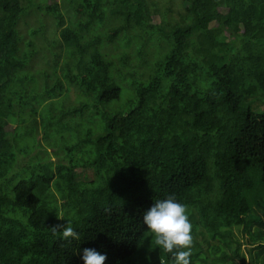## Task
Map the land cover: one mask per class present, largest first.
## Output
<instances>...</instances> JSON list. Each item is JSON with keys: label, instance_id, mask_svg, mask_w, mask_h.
Instances as JSON below:
<instances>
[{"label": "trees", "instance_id": "trees-1", "mask_svg": "<svg viewBox=\"0 0 264 264\" xmlns=\"http://www.w3.org/2000/svg\"><path fill=\"white\" fill-rule=\"evenodd\" d=\"M65 7L80 19L69 22ZM174 7L0 0V264H84V248L106 254L105 264H173L143 223L169 194L186 205L193 226L191 264H264V0ZM34 9L57 18L63 52H80L78 73L64 77L88 99L70 109L84 129L80 139L54 149L57 160L52 145L42 161L27 164V150L13 143L26 122L23 72L37 47L21 25L29 26ZM98 24L104 30L92 44L118 43L122 53L135 32L149 36L136 50L141 57L151 41L152 63L133 64L129 51L113 59L89 52L87 36ZM124 86L126 108L95 121L93 108L119 100ZM36 116L25 130L31 136ZM69 221L79 240L52 234L50 227Z\"/></svg>", "mask_w": 264, "mask_h": 264}, {"label": "rangeland", "instance_id": "rangeland-1", "mask_svg": "<svg viewBox=\"0 0 264 264\" xmlns=\"http://www.w3.org/2000/svg\"><path fill=\"white\" fill-rule=\"evenodd\" d=\"M54 0H46L47 3H52ZM161 8L166 9L167 4L171 5L175 3L176 9L180 6V0H155ZM173 1V3H172ZM161 8H159L161 10ZM64 16L69 20V22H77L80 17L74 9L65 7L61 9ZM174 17L178 18L177 12H175ZM29 26L21 25L22 31L28 36V39H33L36 43L35 56L28 62L27 67L23 72V76L27 78L26 84H24L23 90H25L23 110H20L19 116L21 119L26 120V122L21 121L19 131H21V138L16 143H13L15 150L18 151V147L26 149L27 155H22L25 159V163L33 164V162L42 161L43 157H46V151L53 145L55 147L50 148L52 159L57 160V157L52 153L54 149L65 148L70 144L78 141L80 137L84 134V129L77 126L78 118L74 117L70 113V109L80 105L83 101H87L86 95L78 89L76 85L70 82L64 74L66 71L72 69V75L78 73L79 68L76 66L79 64L80 52L70 51L66 47V51L62 47H58L59 44L66 46L65 42L62 41L60 28L57 25V18L52 14H45L42 9H34L30 12L28 16ZM107 26H112L113 23H106ZM100 25V26H99ZM104 25L98 24V26L93 29L90 28L87 41L91 43L90 51L94 49H100L106 57L113 59V57L120 58L130 52L131 56L135 57L133 64H135L136 58L138 60H144L145 67L147 68L150 61L153 59L150 52L153 51V44L148 41L149 44L146 45L147 50L145 53L139 57L137 55L136 44L142 43L144 39L148 38L145 34L136 33L132 37V41L127 45L130 46L126 49V53L119 51L118 43H100L95 46L92 44L96 40V36L101 34L104 30ZM59 29V31H58ZM35 32V33H34ZM127 35V34H126ZM128 37V35H127ZM144 44V43H143ZM87 45V44H86ZM145 45V44H144ZM95 46V47H94ZM125 50V48H122ZM63 52V54H62ZM154 55V54H153ZM68 64L70 68L68 69ZM143 68L142 65L139 66V70ZM143 72V71H142ZM64 78V79H63ZM63 79L64 89L60 91L58 89V80ZM123 84V83H122ZM18 87H16L17 89ZM60 94V95H58ZM52 99L49 101L47 97ZM131 97L130 91L124 86L121 98L110 102L108 105H99V108L94 107L93 111L95 114V121L100 123L103 119L102 113H111L112 111H121L126 108L127 101ZM264 104L262 105V108ZM37 114L36 126L37 131L35 134H26V128H31L33 122V115ZM81 116V115H80ZM53 122V124H51ZM68 124L65 127V124ZM97 126V125H96ZM71 127L73 129L71 131ZM40 132V134H38ZM17 157L19 153H16ZM26 156V157H25ZM88 179L93 178V172H87ZM241 240H244L243 234H240ZM244 251L246 250L243 246Z\"/></svg>", "mask_w": 264, "mask_h": 264}, {"label": "clouds", "instance_id": "clouds-1", "mask_svg": "<svg viewBox=\"0 0 264 264\" xmlns=\"http://www.w3.org/2000/svg\"><path fill=\"white\" fill-rule=\"evenodd\" d=\"M57 218L64 219L62 215H57ZM143 223L153 234L155 244L164 252L172 254L173 264H191L193 226L186 205L179 203L174 194H169L166 199L155 200L144 212ZM50 228L52 234L59 235L62 240L70 242L71 239H80L70 221L66 225L58 224ZM82 259L84 264H105L107 257L95 248H84Z\"/></svg>", "mask_w": 264, "mask_h": 264}]
</instances>
